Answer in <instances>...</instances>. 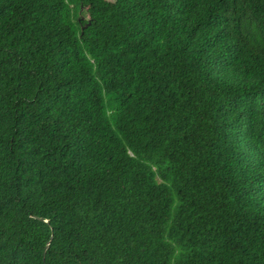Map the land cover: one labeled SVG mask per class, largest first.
Masks as SVG:
<instances>
[{
  "label": "trees",
  "instance_id": "trees-1",
  "mask_svg": "<svg viewBox=\"0 0 264 264\" xmlns=\"http://www.w3.org/2000/svg\"><path fill=\"white\" fill-rule=\"evenodd\" d=\"M0 264H264V0H0Z\"/></svg>",
  "mask_w": 264,
  "mask_h": 264
},
{
  "label": "water",
  "instance_id": "water-1",
  "mask_svg": "<svg viewBox=\"0 0 264 264\" xmlns=\"http://www.w3.org/2000/svg\"><path fill=\"white\" fill-rule=\"evenodd\" d=\"M87 25H88V23H87L86 25H84V26L81 28V30L85 29Z\"/></svg>",
  "mask_w": 264,
  "mask_h": 264
}]
</instances>
